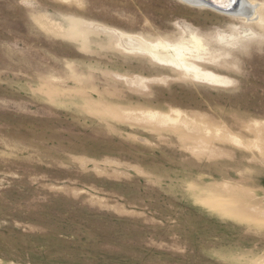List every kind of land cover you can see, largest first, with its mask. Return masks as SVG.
<instances>
[{
  "label": "rangeland",
  "instance_id": "1",
  "mask_svg": "<svg viewBox=\"0 0 264 264\" xmlns=\"http://www.w3.org/2000/svg\"><path fill=\"white\" fill-rule=\"evenodd\" d=\"M0 0V264H264V0Z\"/></svg>",
  "mask_w": 264,
  "mask_h": 264
},
{
  "label": "bare ground",
  "instance_id": "2",
  "mask_svg": "<svg viewBox=\"0 0 264 264\" xmlns=\"http://www.w3.org/2000/svg\"><path fill=\"white\" fill-rule=\"evenodd\" d=\"M186 3L194 1L193 5H201L211 8H216L218 11L234 13V15L242 17L244 19H250L253 17L255 4L249 3L247 0H224V3L216 2V0H206L212 3H206L204 0H182ZM214 3V4H213ZM192 4V3H190Z\"/></svg>",
  "mask_w": 264,
  "mask_h": 264
},
{
  "label": "water",
  "instance_id": "3",
  "mask_svg": "<svg viewBox=\"0 0 264 264\" xmlns=\"http://www.w3.org/2000/svg\"><path fill=\"white\" fill-rule=\"evenodd\" d=\"M206 3H212V2H209V1H206V0H204ZM221 1V3H224V0H216V2H220ZM188 3H192V4H195V2L194 1H192V2H189L188 1ZM234 3H236V0L234 1ZM214 4V3H213Z\"/></svg>",
  "mask_w": 264,
  "mask_h": 264
}]
</instances>
